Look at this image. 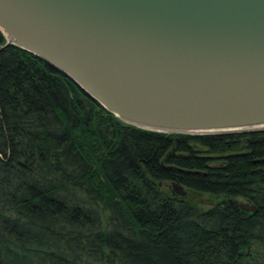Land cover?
<instances>
[{"label": "trees", "instance_id": "1", "mask_svg": "<svg viewBox=\"0 0 264 264\" xmlns=\"http://www.w3.org/2000/svg\"><path fill=\"white\" fill-rule=\"evenodd\" d=\"M5 41L0 264H264V129L134 127ZM171 181L215 199L201 208Z\"/></svg>", "mask_w": 264, "mask_h": 264}, {"label": "water", "instance_id": "2", "mask_svg": "<svg viewBox=\"0 0 264 264\" xmlns=\"http://www.w3.org/2000/svg\"><path fill=\"white\" fill-rule=\"evenodd\" d=\"M0 30L126 124L264 129V0H0Z\"/></svg>", "mask_w": 264, "mask_h": 264}, {"label": "rangeland", "instance_id": "3", "mask_svg": "<svg viewBox=\"0 0 264 264\" xmlns=\"http://www.w3.org/2000/svg\"><path fill=\"white\" fill-rule=\"evenodd\" d=\"M163 185V187L164 188H167V185L169 184V182H164V183H162ZM190 193H193V194H195L196 196H199V197H201V198H204V199H206V201H198L199 202V207H201V208H205V207H207L210 203L208 202V200H210V199H212L213 201H214V197L215 196H212L211 194H209V193H203V192H193V191H191V190H188ZM190 199H191V196L190 195H187ZM238 200H240V199H238ZM240 201H242V200H240Z\"/></svg>", "mask_w": 264, "mask_h": 264}]
</instances>
